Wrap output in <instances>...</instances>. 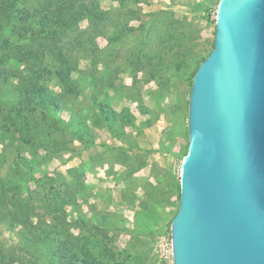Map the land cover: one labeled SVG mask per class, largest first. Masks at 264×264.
I'll list each match as a JSON object with an SVG mask.
<instances>
[{
    "label": "rangeland",
    "instance_id": "374dc122",
    "mask_svg": "<svg viewBox=\"0 0 264 264\" xmlns=\"http://www.w3.org/2000/svg\"><path fill=\"white\" fill-rule=\"evenodd\" d=\"M101 3L103 34L73 53L69 88L47 61L48 110L25 106L29 72L0 47V264H60L57 250L71 264H171L190 85L218 0Z\"/></svg>",
    "mask_w": 264,
    "mask_h": 264
},
{
    "label": "water",
    "instance_id": "95a60500",
    "mask_svg": "<svg viewBox=\"0 0 264 264\" xmlns=\"http://www.w3.org/2000/svg\"><path fill=\"white\" fill-rule=\"evenodd\" d=\"M190 85L171 264H264V0H219Z\"/></svg>",
    "mask_w": 264,
    "mask_h": 264
},
{
    "label": "trees",
    "instance_id": "16d2710c",
    "mask_svg": "<svg viewBox=\"0 0 264 264\" xmlns=\"http://www.w3.org/2000/svg\"><path fill=\"white\" fill-rule=\"evenodd\" d=\"M109 1L124 7L126 3L139 5L148 0ZM109 15L110 13L103 9L101 0H0V47L3 52L14 54L16 60L25 64L29 72L28 76L21 77L17 88L26 107L35 106L42 111L52 107L45 86L46 73L51 74L47 65L48 59L53 63V74L65 88H69L71 74L76 71L75 64L70 60L73 53L82 48H96L95 40L103 34L104 23ZM83 22L87 23V29L79 31V25ZM8 30L12 34L5 39L3 36ZM121 30L123 33L135 29L121 27ZM74 33V42L69 44L66 38ZM84 36H87L85 40ZM5 61L3 57L0 64L3 66ZM3 75H6L4 67L0 70V79H4ZM14 218L18 220V214H14ZM47 241L46 236H37L34 243L44 247L47 246ZM57 252L54 255L58 260H62L60 264H71V257H64L59 250ZM73 258L74 262L106 264L97 257L95 258L99 263L94 259L86 261L88 256H85L83 261H79V255H74ZM160 264L167 263L162 261Z\"/></svg>",
    "mask_w": 264,
    "mask_h": 264
},
{
    "label": "crops",
    "instance_id": "0c3cea01",
    "mask_svg": "<svg viewBox=\"0 0 264 264\" xmlns=\"http://www.w3.org/2000/svg\"><path fill=\"white\" fill-rule=\"evenodd\" d=\"M160 262H162V261H160Z\"/></svg>",
    "mask_w": 264,
    "mask_h": 264
}]
</instances>
